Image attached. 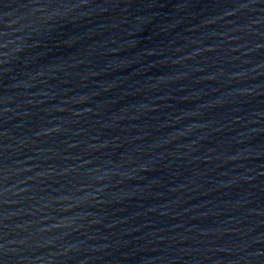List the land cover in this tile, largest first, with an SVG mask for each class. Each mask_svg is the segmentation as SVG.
I'll return each instance as SVG.
<instances>
[{"label": "water", "instance_id": "95a60500", "mask_svg": "<svg viewBox=\"0 0 264 264\" xmlns=\"http://www.w3.org/2000/svg\"><path fill=\"white\" fill-rule=\"evenodd\" d=\"M0 264H264V0H0Z\"/></svg>", "mask_w": 264, "mask_h": 264}]
</instances>
